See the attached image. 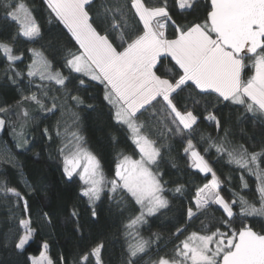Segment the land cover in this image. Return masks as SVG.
<instances>
[{"label":"snow or ice","instance_id":"snow-or-ice-1","mask_svg":"<svg viewBox=\"0 0 264 264\" xmlns=\"http://www.w3.org/2000/svg\"><path fill=\"white\" fill-rule=\"evenodd\" d=\"M43 3L51 21L66 30L72 48L57 42L48 49L51 61L43 53L29 49L32 60L26 75L15 70V63L23 61V53L14 54L12 44L21 36L36 42L44 38V33L34 10L24 0H0V19L6 21L0 33L10 26L15 29L7 41H0V53L8 62L5 75L8 83L18 89L21 81H25L28 94L21 95L17 106L34 102L45 116L67 109L69 102L96 112L97 106L87 103L96 97L78 94L81 89L88 92L95 83L102 92L111 126L129 134L133 156L119 154L111 180L104 178L97 156L83 147L85 130L75 114L73 150L69 152L63 140L57 149L66 182H72L74 176L82 181L80 196L87 198L92 218H98L97 202L103 198L110 203L115 201L121 215L130 210L129 204L138 213L129 217L125 225L126 230L136 229V234L133 237L129 231L135 243L128 245L124 264H138V254L145 253L152 243L139 235L137 226L168 209L169 194L173 198L184 195L183 185L168 187L162 167L172 150L167 141L175 138H179L190 166L205 177L211 176L196 188L193 198L196 211L189 206L187 219L199 218L197 213L207 215L213 206H218L216 210H222V214L213 225L214 230L206 234L191 232L176 245L171 256L167 253L158 256L153 264H264V224L260 225V231L243 221L236 226L240 218L264 217V168L260 167L264 141L260 151L249 153L239 145L227 152L229 163L257 177L259 207L243 197L237 200L235 193L231 200L226 199L221 187L224 182L198 150L199 142H193L203 121L217 132L223 131L222 140L227 141L230 131L226 125L231 119H225L222 112L232 106L244 110L245 115L239 118L241 123L248 120L264 126V0H208L207 3L203 0H43ZM57 57L60 68L53 70ZM37 76L39 83L34 79ZM45 81L60 86L56 91L62 97L50 95L52 89ZM0 114L5 117L0 118V130H3L13 110L9 106L0 107ZM23 116L32 118L27 110ZM24 123L16 133L22 143L16 146L27 150L29 141L23 138ZM60 124L57 121L58 129ZM42 135L49 142L54 139L47 126L42 129ZM55 135L59 138L60 131ZM212 147L217 153L224 151L223 144ZM203 151L207 153L208 148ZM136 155L138 158H133ZM172 167L176 165L173 163ZM240 179L247 188L243 175ZM25 184L27 191L22 193L0 182V192L10 194L14 207L23 213L15 235L6 237V243L18 254L25 253L37 235L30 199L47 192V185H30L26 181ZM40 215L47 225H52L50 213L41 210ZM79 215L73 208L70 218L77 232L83 227ZM176 231L183 235L187 226ZM153 235L159 239L158 234ZM40 248L43 251L39 257H28L31 264H54L47 256L48 241L42 240ZM103 248L104 244L99 242L78 252L73 264H103ZM59 264H67L63 256Z\"/></svg>","mask_w":264,"mask_h":264},{"label":"trees","instance_id":"trees-1","mask_svg":"<svg viewBox=\"0 0 264 264\" xmlns=\"http://www.w3.org/2000/svg\"><path fill=\"white\" fill-rule=\"evenodd\" d=\"M24 2L34 10L37 23L41 25L44 33V38L38 39L36 42L28 41L27 38L21 36L12 44L14 54L23 53V61H17L14 68L26 75L27 65L32 60V52L29 49L43 53V56L51 61L49 47H55L59 42L61 46L66 45L68 48H72V43L66 37V30L63 29V26L51 21L49 10L43 0H24ZM207 2L208 0H203V3ZM5 24L6 21L0 19V27ZM14 30V27L10 26L0 33V41H7L8 36ZM72 50L75 51L74 48ZM7 65L8 62L0 53V107L9 106L13 110V114L7 117L6 126L0 134V182H3L7 187H15L22 193L27 191L25 181L30 185H47V192H40L30 199L31 217L37 235L23 254H18L11 244L6 243V237L14 236L19 228V219L24 218L23 213L14 207V198H11L10 194L6 196L0 192V264H17V262L31 264L28 257L40 256L43 251L40 248L42 240L48 241L47 255L54 264H59L61 256L65 258L67 264H73L78 252L99 242L104 244L102 249L103 264H124L127 259L128 245L135 243V240L129 236V231L132 232L133 237L136 234V229L126 230L125 225L128 223L129 217H134L138 213L131 210L133 206L129 204L130 210L121 215L115 201L110 203L107 198H103L102 202L98 201L97 203L98 218H92L87 198L80 196L82 182L78 177H74L72 182H66L62 174V159L59 157L57 149L61 146L62 140L65 144L72 141V133L76 131L73 121L75 116H78L80 127L85 130L83 135L86 143L83 147L97 156L105 177L111 180L114 164L119 154L133 156L134 146L130 143L129 134L111 126L106 114L107 109L103 107L102 92L99 87L95 86V83L89 87L88 92L81 89L78 94L82 97L95 96V100H88L87 103L95 104L96 112L86 111L82 107L77 108L71 102L67 109L61 108L56 111L55 115L47 114V116L39 111L34 102H27L18 107L17 101L21 99L22 94H28V90L25 87V81H21L19 89L8 83L5 75ZM165 65H168L167 60H165ZM59 68L60 62L57 57L53 62V70ZM65 74H67L66 71ZM34 79L37 83L40 82L38 76ZM44 83L52 89L50 95L62 97V93L56 91L60 86L55 85L54 81H45ZM61 102L63 101L61 100ZM24 110L29 112L31 119L23 116ZM244 115V110L242 108L236 110V106L223 109L222 116L225 119H231V123L226 125L230 131L227 141L222 140L223 131L217 132L214 126L203 121L194 134L193 142H199L198 150L202 155H205L217 172V176L224 182L221 187L222 195L226 199L231 200L235 193L237 200L243 197L259 207L257 177L247 170L241 169L235 163L228 162L227 152L232 147L243 145L251 153L260 151L261 142L264 141V126L248 120L241 123L239 118ZM0 118L5 117L0 114ZM25 121L27 123H24ZM57 121L61 122L59 129ZM22 123H24L23 138L29 141L27 150L16 146L17 143H22L21 138L16 135L21 131ZM46 126L53 134L52 142L42 135V129ZM57 131L61 133L59 138L55 135ZM112 137H116V140H113ZM117 140L118 142H116ZM178 141L179 138L167 141L172 150L166 156V163L162 167L168 187L172 189L177 185H183L184 195L180 198H173L169 194V208L162 210L155 217L148 218V222L143 226H137L139 235L144 240H152L145 253L138 254V264H153L158 256H164L165 253L171 256L176 245L180 244V241L184 240L191 232L206 234L209 230H214L213 225L222 214V210H216L218 206H213L207 215L197 213L199 218L187 219L186 213L189 206L193 207V211H196L193 199L196 188L203 186V183L207 182L211 176L208 174L205 177L190 166L191 161L184 155L183 147ZM212 144H223L224 151L217 153ZM204 148H208L207 153L203 151ZM133 158H138V155ZM173 163L176 167H172ZM14 164L18 167H14ZM260 167L264 168V159H262ZM241 175L244 176L247 188L243 187ZM73 208H76L80 214L79 223L83 226L80 232L76 231V225L70 218ZM41 210L52 215L51 226L42 219ZM236 211H239L238 207ZM241 221L253 225L254 230L260 231V225L264 224V217L240 218L236 221V226H239ZM185 226H187V231L183 235L176 231L178 227ZM20 232L22 233V229ZM153 234H158L159 239Z\"/></svg>","mask_w":264,"mask_h":264},{"label":"rangeland","instance_id":"rangeland-1","mask_svg":"<svg viewBox=\"0 0 264 264\" xmlns=\"http://www.w3.org/2000/svg\"><path fill=\"white\" fill-rule=\"evenodd\" d=\"M2 131L3 130H0V134L2 133ZM66 144H68V151L70 152V151H72L73 150V148H74V145H75V141L72 139V141H71V143H66ZM102 170V169H101ZM103 172V171H102ZM103 176H104V178L106 179V180H109V179H107L106 177H105V175H104V173H103ZM74 177H78V176H74ZM79 178V177H78ZM82 182V181H81ZM98 203V202H97ZM48 256V255H47Z\"/></svg>","mask_w":264,"mask_h":264}]
</instances>
